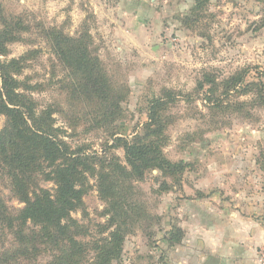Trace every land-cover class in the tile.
<instances>
[{"label":"rangeland","instance_id":"obj_1","mask_svg":"<svg viewBox=\"0 0 264 264\" xmlns=\"http://www.w3.org/2000/svg\"><path fill=\"white\" fill-rule=\"evenodd\" d=\"M0 10L6 17L21 16L29 26L7 46V59L35 52L24 62L20 79L42 85L33 98L40 107L56 106L52 117L56 127L66 129L70 145L84 144L87 153L102 155L111 141L109 131L91 129L82 106L73 103L72 108L61 94L63 75L44 29L76 37L86 23L106 72L128 89L112 124L117 136L130 140L142 132L150 98L163 90L176 96L168 110L172 123L163 154L185 168L177 180L155 170L141 180L122 178L133 221L117 264H234L233 258L225 260L223 229L210 226L229 213L231 219H254L264 228V105L257 102L248 118L233 108L209 111L202 106L204 94L195 91L204 71L220 83L245 69L246 80L262 83L264 94V0H0ZM247 98L232 94L229 100ZM72 121L75 134L67 126ZM109 154L126 166L122 149ZM87 182L85 210L71 215L89 232L84 241L97 238L107 208L95 179ZM0 197L9 208L21 207L3 185ZM176 230L181 240L170 245L168 235ZM255 262L264 264L263 244Z\"/></svg>","mask_w":264,"mask_h":264},{"label":"trees","instance_id":"obj_2","mask_svg":"<svg viewBox=\"0 0 264 264\" xmlns=\"http://www.w3.org/2000/svg\"><path fill=\"white\" fill-rule=\"evenodd\" d=\"M28 32L21 16L6 17L0 10V119H4L0 126V185L21 205L9 208L0 197V264H117L133 221L132 206L126 205L128 185L122 178L141 180L155 170L177 180L185 168L163 154L168 142L165 132L172 123L168 110L177 102L176 96L163 90L150 98L142 132L130 140L117 136L111 131L112 124L121 113L128 89L106 72L97 49L92 48L86 23L76 37L44 29L43 37L63 75L61 94L72 108L73 103L82 106L90 116L84 123L91 129L109 131L111 142H106L104 153L89 154L86 145H70L64 140L66 129L56 127L52 117L56 106L47 103L40 107L33 98L42 85L20 79L24 62L35 52L7 59V46ZM246 75L245 69L239 70L217 83L214 76L202 72L195 92L204 94L203 108L223 113L233 108L250 117L248 110L257 102L264 105V94L263 84L247 81ZM232 94L235 98L249 96V100L231 102ZM76 124L67 125L73 134ZM113 149H122L126 166L109 154ZM260 159L264 170V147ZM88 177L95 179L107 208L102 214L105 224L97 225V238L84 241L89 232L71 215L85 210ZM176 231L168 235L170 245L181 240Z\"/></svg>","mask_w":264,"mask_h":264},{"label":"crops","instance_id":"obj_3","mask_svg":"<svg viewBox=\"0 0 264 264\" xmlns=\"http://www.w3.org/2000/svg\"><path fill=\"white\" fill-rule=\"evenodd\" d=\"M210 227L214 230L220 228L218 231L223 229L226 236L224 242L228 251V254L224 255L225 260L233 258L237 260L234 264H256L257 247L264 245L262 224L245 217L236 216L231 219L230 214L227 213L221 216V221L215 222L214 219Z\"/></svg>","mask_w":264,"mask_h":264}]
</instances>
